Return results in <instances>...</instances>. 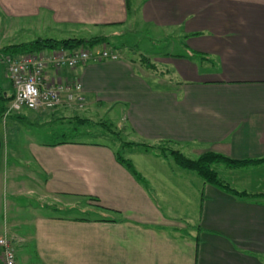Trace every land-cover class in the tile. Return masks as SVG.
I'll use <instances>...</instances> for the list:
<instances>
[{
  "label": "crops",
  "instance_id": "crops-1",
  "mask_svg": "<svg viewBox=\"0 0 264 264\" xmlns=\"http://www.w3.org/2000/svg\"><path fill=\"white\" fill-rule=\"evenodd\" d=\"M9 1L21 18L44 17L66 33L118 30L110 41L145 31L166 48L148 53L122 44L114 47L117 61L58 75L82 83L87 114L113 113L117 123H110L125 142L170 141L189 158L212 152L264 160V0ZM129 149L124 157L143 181L111 146L78 139L41 145L42 197L69 211L84 200L96 217L39 215L9 225L5 214L0 238L11 239L29 264H264V198L233 196L142 147L120 153ZM217 165L228 179L264 169V162ZM228 183L264 195L261 187L249 192L250 182Z\"/></svg>",
  "mask_w": 264,
  "mask_h": 264
},
{
  "label": "rangeland",
  "instance_id": "rangeland-1",
  "mask_svg": "<svg viewBox=\"0 0 264 264\" xmlns=\"http://www.w3.org/2000/svg\"><path fill=\"white\" fill-rule=\"evenodd\" d=\"M15 9H17V7L14 5L12 7L9 0H0V50L8 46L32 42L37 39H53L58 41L68 39L91 40L101 36L107 37L110 33H113V36H115L114 33L118 31L104 30V28H85L82 29V31L76 30L74 33H66L64 27L54 25L52 22L46 21L44 17L39 18V21L21 18L20 11H16ZM146 31H150V29L146 28ZM147 34L148 33L145 31L140 32V34L138 32L130 33L125 35L123 39H117L111 36L109 46L106 47L114 49L112 47L116 48L122 44H128L127 49L130 47L138 52L156 53L166 50L162 44H155L156 42L152 43L151 40L146 37ZM97 48L101 49L102 47L99 46ZM2 55L7 54L0 53V65L3 67V69L0 67V79H3V83L7 85L6 81H9L7 77V65L3 63L1 59ZM5 89L8 95L11 96V91H9L8 88ZM11 102L7 104L6 112L0 120V226L3 223V216L5 214L9 225H29L35 216L39 215L67 216L79 219L95 218L96 215L94 212L84 211V208H86V201L77 199V208L69 211L68 209L62 208V205L45 200L38 187L43 183L40 174L37 172L38 168L35 163V155L38 149L43 144L52 143L62 135L63 131H68L75 125V120L73 118L65 117L64 114L59 113L66 106L54 112L22 111L13 113L9 112ZM85 104L81 109L76 104H72L71 107H66L72 110V113L75 111V115H78L77 117L89 120L95 125L84 127V132L81 136H78L77 139L79 141L105 144L111 146L119 153L121 150L128 148V146H124V142L127 140L122 136V131L117 129L114 124L110 123H117V120L111 116L113 113L102 111L99 116L87 114ZM117 133L118 136L116 135ZM136 145H138L136 147L142 148L160 146H149L146 144ZM170 149L180 151L172 146ZM130 152V149L125 150V152L123 151V155L128 156ZM151 152L157 153V150ZM193 154L194 153L191 155ZM192 157L195 156L188 158L197 159L200 156L197 158ZM223 169L224 165H217L214 167L216 172L219 170L218 174L220 178L227 184L230 182L231 184L238 185L239 183L250 182L252 183V187L248 188V190H250L249 192H255L254 190H256V188L261 187V192L264 193V169H262V167L256 171L248 169L252 171L236 173L229 179L226 177ZM240 177H247L249 181L244 180L245 178L240 179ZM231 187L233 188L234 185ZM262 196L264 195H261V197ZM27 228L28 226L26 229ZM16 254L17 264H29V261L21 257L19 249Z\"/></svg>",
  "mask_w": 264,
  "mask_h": 264
},
{
  "label": "built area",
  "instance_id": "built-area-1",
  "mask_svg": "<svg viewBox=\"0 0 264 264\" xmlns=\"http://www.w3.org/2000/svg\"><path fill=\"white\" fill-rule=\"evenodd\" d=\"M87 49H53L24 54L2 55L7 65V77L14 90L9 112H54L76 104L80 109L86 102L80 81L58 78L64 70L74 71L89 63L117 61L119 54L106 46ZM56 76L51 77L49 72ZM3 264H17L13 241L0 238Z\"/></svg>",
  "mask_w": 264,
  "mask_h": 264
},
{
  "label": "trees",
  "instance_id": "trees-1",
  "mask_svg": "<svg viewBox=\"0 0 264 264\" xmlns=\"http://www.w3.org/2000/svg\"><path fill=\"white\" fill-rule=\"evenodd\" d=\"M109 46V40L107 37H97L91 40H81V39H68V40H53V39H37L32 42L22 43L18 45H12L5 47L0 50V53L6 54H24L27 52H39L43 50H53V49H79V48H87V49H95L99 46ZM114 48V47H112ZM115 49V48H114ZM151 67H154L150 64ZM0 67H2L0 65ZM155 68V67H154ZM3 69V67H2ZM7 85L3 83V79H0V120L3 118L4 113L6 112V106L9 104L13 98V87L10 81H6ZM5 88H8L11 91L12 95L9 96L8 92ZM75 125L72 126V129L68 131H63L62 135L53 141L51 144L53 146L59 144H67L74 142L78 136H81L83 133V128L88 126H95L93 122L89 120H84L79 117L74 118ZM104 124V123H103ZM103 126L102 124H100ZM118 136V133L116 134ZM175 143L170 141H164L158 147L145 148L146 151H154L157 150V154L165 159L171 158L173 162L181 169L194 172L200 178H202L205 183L211 184L226 193H229L233 196L242 199H259L264 198L261 195L249 194L246 192H238L234 190L229 184L224 182L218 172L214 170V165L216 164H226L227 166H245L248 164H259L263 163L264 160H256V161H234L228 159L220 154L208 152L201 155L197 159H189L183 154L181 151L170 149L171 146L174 147ZM125 147L138 146L134 143H126L124 142ZM116 158L120 164H122L128 171L139 181H143L141 176L136 171L134 165L131 161L126 159L122 153H117Z\"/></svg>",
  "mask_w": 264,
  "mask_h": 264
}]
</instances>
